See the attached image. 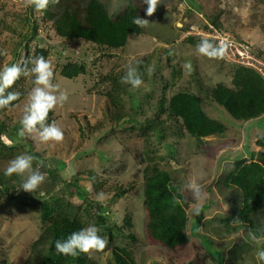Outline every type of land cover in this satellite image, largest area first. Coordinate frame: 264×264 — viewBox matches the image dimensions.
Listing matches in <instances>:
<instances>
[{
	"label": "rangeland",
	"instance_id": "obj_1",
	"mask_svg": "<svg viewBox=\"0 0 264 264\" xmlns=\"http://www.w3.org/2000/svg\"><path fill=\"white\" fill-rule=\"evenodd\" d=\"M79 1L83 5L88 2ZM101 1L111 17L131 1L142 7L144 19L149 24L140 34L130 36L125 47L100 49L81 40L66 41L58 37L53 22L45 15L46 11L35 13L33 8L25 7V0H0V53H6L0 55V68L5 64L30 68L29 61L35 59V50L43 48L48 51L46 59L50 58L53 64L54 83L68 94L67 102L53 110L54 121L64 132L63 141L38 144L26 135L24 144L29 138L28 149L32 148L33 154L43 160V166L55 169L59 162L65 165V173L58 174L61 177L59 181L65 176L72 182L78 181L85 191L93 195L92 200H97V195L104 192L107 197L104 203H113L110 207L111 222L123 224L126 214L133 218V231L138 240H131L127 232L121 231V235L110 241L100 232L108 245L102 252L88 254L92 264H113L115 246L130 250L132 264H179V257L172 255L170 260L165 252L146 245L143 238L142 169L145 162H149L145 158L146 149L150 151L152 161L170 173L174 185L179 186L189 200L191 194L183 189L191 176H197L204 187L205 199L198 209L193 207L189 222L197 231L201 219L200 234L210 239L200 237L207 256L199 244L189 247L192 264H258L255 254L258 249H264L263 242L259 245L252 243L244 229L225 233L226 226L221 219L231 216L242 205L241 192L226 189L223 182L234 168L236 159L250 155L256 157L259 148L255 142L264 136V115L237 122L207 99L217 83L230 82L233 67L221 58L199 55L196 44L186 42L183 32L188 26L204 21L200 15L211 17L220 14L224 30L253 43L255 49L264 55V0H159L151 17L146 15L147 5L143 0ZM51 6L53 4L47 10ZM146 56L150 58L148 66L152 67V74L146 73L139 89L130 91V86L122 84L123 89L116 94L118 106L113 105L108 93L113 97L116 93L114 80L120 81L129 63L135 65ZM72 60L83 62L86 73L70 80L62 77L60 71L65 63ZM185 64L191 67L185 68ZM32 79L21 76L7 90L24 93L13 107L0 113V121L9 127L22 118L27 94L34 86ZM184 90L203 97L207 114L226 126L223 134L201 139L189 136L180 121L168 118L167 112H161V99L168 101L172 95ZM118 107L133 116L136 127L117 126L114 114ZM147 121L154 125L146 132L148 146L141 135ZM9 134V130L4 131L3 139L8 146H13L16 140ZM17 155L20 152L12 158L0 159V173ZM43 166L40 171L45 180L33 196L18 189L5 195L0 192V264H24L29 259L31 244L45 229L36 199L56 184ZM91 173L97 175L96 179L105 181L99 190L93 188ZM120 186H129V190L113 201V195ZM105 216L108 217V213ZM257 217L264 225V215L259 212ZM88 225L99 228L94 218L88 221ZM205 240L210 245L207 246Z\"/></svg>",
	"mask_w": 264,
	"mask_h": 264
},
{
	"label": "trees",
	"instance_id": "obj_2",
	"mask_svg": "<svg viewBox=\"0 0 264 264\" xmlns=\"http://www.w3.org/2000/svg\"><path fill=\"white\" fill-rule=\"evenodd\" d=\"M45 15L48 20L53 22V28L58 37L66 41L81 40L100 49H121L125 47L128 38L140 34L143 29L134 25L132 18L135 16L144 18L142 7L133 4L131 1L126 3L115 17H111L101 0H88L86 5L81 4L79 0H60L59 4H53L49 10H46ZM202 17L205 22L223 29L220 14ZM27 21L30 23L28 18ZM205 22L195 23V25L207 28ZM201 39L195 36L184 37L186 42L192 44H197ZM18 47L20 48L21 44ZM255 50L259 57L264 58L261 51ZM41 55L46 58L48 51L37 47L33 58ZM26 59L27 57H25ZM221 59L233 67L231 80L229 83L219 82L213 86L207 95V99L228 113L237 122H247L264 115V77L252 68L229 63L224 57ZM149 60V56H146L137 61L140 62V71L144 73L143 80L146 78L144 69L149 65ZM85 73L86 65L83 62L73 60L65 63L60 71L62 77L70 80ZM114 81L116 95L123 87L120 81L116 82V79ZM111 94L108 93V96L111 97L112 104L118 106L117 95L113 97ZM21 96H24V93H21ZM165 101V99H161L159 102L161 112H167L168 118L180 121L183 130L189 136L201 139L221 135L226 131L224 123L207 114L203 107V97L193 91H180L172 95L168 101ZM17 102L18 100L9 107L0 108V113L13 107ZM118 108H116L117 111L114 114L117 126L131 125V128L136 127V120L133 116H129V113L123 112L120 107ZM52 121H54L53 110L49 113L47 123ZM157 122H154V124ZM147 124L141 130L146 146L149 144V136L146 132L154 127L152 122L147 121ZM20 127V122L9 127L6 122L0 121V159L12 158L18 152L22 154L21 152L26 149L27 151L23 152L24 154L34 155L33 149H28V145L31 143L30 139L28 138L27 145L24 144L26 143V136L21 138L17 135ZM7 130L10 132L9 136L16 140L13 146H8L3 139V132ZM20 140L24 142L22 143ZM255 144L259 148L256 157L250 155L236 159L234 168L223 182L226 189H237L242 195L240 209L231 216L221 219L223 225L226 226L225 233L228 234L242 229L249 232L250 229L264 227L257 217L259 212L264 215V136L258 137ZM149 153L150 151L146 149L145 158L149 162L146 161L142 169V234L144 241L146 245L156 247L159 252H165L170 260L173 255L179 257V264H192L193 259L188 253L189 247L192 244L197 247L199 244L207 256L200 237L208 239L210 237L200 234L199 224L201 219L198 222L197 231L194 226L190 225L189 219L192 215L191 211H193V201L189 200L180 191L179 186L174 185L170 173L163 169L159 163L152 161L153 158ZM35 166L34 162L33 167L35 168ZM43 169L56 185L59 178H61L58 175L59 172L60 174L65 173V165L62 162H59L55 169H49L45 165ZM90 175L93 176L91 177L93 188L99 190L105 181L96 179L97 175H93V173ZM56 185H52V188L36 199V205L40 211V221L45 229L38 239L31 244L29 259L24 264H92L88 254L81 253L75 257L58 254L55 243L57 240L66 239L72 232L86 227L88 221L93 218L96 219L100 232L106 235L110 241L121 235V231L127 232V237L131 240L135 242L138 240L133 231V218L130 214L125 215L123 224L115 221L111 222L113 219L112 214H110V207L112 208L113 203L108 202V204H105L104 202L92 200V194L85 191L78 184V181L73 180L72 182L67 176L59 181V187L57 185L56 188ZM17 189L19 191L21 189L20 177L15 175L6 177L4 171L0 173L1 194L5 195ZM116 190L117 192L112 198L113 201L119 198L120 195L127 194L129 186H120ZM24 193L31 196L36 194L35 192ZM19 196L21 195H17V197ZM177 200L180 203H176ZM105 213H108L110 218L105 216ZM235 218H239L241 223L238 225L232 224L231 222ZM196 235L199 237L198 239ZM204 243L207 246L210 245L208 240H205ZM130 257L131 252L126 247L115 246L112 251L113 264H132ZM109 264L111 263L109 262Z\"/></svg>",
	"mask_w": 264,
	"mask_h": 264
},
{
	"label": "clouds",
	"instance_id": "obj_3",
	"mask_svg": "<svg viewBox=\"0 0 264 264\" xmlns=\"http://www.w3.org/2000/svg\"><path fill=\"white\" fill-rule=\"evenodd\" d=\"M143 2L147 5L146 15L151 17L157 10L159 0H143ZM59 3L60 0H25V7H31L35 13L40 14L46 11L50 4ZM200 16L202 17V15ZM203 20L202 22H205L204 18ZM132 23L143 28L149 24V21L135 16L132 18ZM238 39L247 41L241 38ZM249 43L255 52L253 43ZM196 51L199 55L208 58H222L226 49L223 45H217L208 39H201L196 44ZM0 55H6V53H0ZM29 63L32 65L30 68L27 65L21 66L18 64H5L0 68V108L9 107L13 102L20 99L21 94L19 92L7 91L6 93V90L11 89L21 76L33 78L32 83L34 86L27 94L26 103L23 107V115L20 120L21 127L17 135L21 138L27 135L38 144L62 142L64 132L55 121L47 123V119L50 111L58 106L62 107L67 102L68 94L61 89L58 83H54V69L50 58L46 59L41 55L29 61ZM139 63L137 62L135 65L129 63L126 66L124 75L120 78V83L129 85L130 91L139 89L144 83V73L140 71ZM184 67L190 68L191 65L185 64ZM144 72L150 76L153 69L151 66H147ZM34 162L36 164L35 168L33 167ZM172 163L175 165L174 161ZM42 166L43 160L39 157L31 154H20L8 162L4 170V176L12 177L15 175L20 177V190L33 193L45 180V175L40 171ZM183 190L191 194L192 205L198 209L206 196L204 187L199 183L198 177L195 175L191 176ZM96 198L101 203L107 199L104 192H100ZM176 203H180V201L177 200ZM231 223L238 225L241 223V220L235 218ZM100 231L97 226L88 225L78 231L72 232L66 239L57 240L55 249L58 254L73 257L81 253L102 252L107 247L108 241L99 234ZM248 238L252 243L257 245L264 242V227L250 229ZM255 255L258 264H264V249H258Z\"/></svg>",
	"mask_w": 264,
	"mask_h": 264
},
{
	"label": "built area",
	"instance_id": "obj_4",
	"mask_svg": "<svg viewBox=\"0 0 264 264\" xmlns=\"http://www.w3.org/2000/svg\"><path fill=\"white\" fill-rule=\"evenodd\" d=\"M205 24H207V28L197 25L190 26L183 36L200 37L217 45H223L226 49L223 57L227 62L252 68L264 77V59L254 52L249 42L239 40L231 32L216 28L210 23L205 22Z\"/></svg>",
	"mask_w": 264,
	"mask_h": 264
}]
</instances>
